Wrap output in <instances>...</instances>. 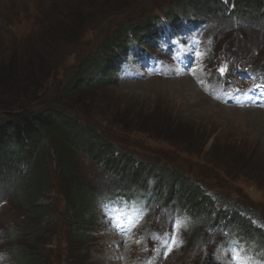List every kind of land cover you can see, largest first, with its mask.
Wrapping results in <instances>:
<instances>
[{
	"label": "rangeland",
	"instance_id": "rangeland-1",
	"mask_svg": "<svg viewBox=\"0 0 264 264\" xmlns=\"http://www.w3.org/2000/svg\"><path fill=\"white\" fill-rule=\"evenodd\" d=\"M188 1L0 0V81L4 82L8 75L15 72L20 79L23 76L19 73L33 71L29 80H23L27 93L19 98V104L37 110L42 107V104L35 101L37 98L51 102L56 97H62L61 85L78 74L81 66L79 59L85 61L89 56L85 54L100 46L114 32L117 24L131 28V24L136 25L147 14L149 17L146 16L136 26L135 32H138L155 16H164L166 20L169 14V18L177 19V14L183 10L179 3L188 5ZM221 10L226 13H220L219 20L231 19L230 12H227L231 11L230 2L226 7L221 6ZM262 12L264 13V9ZM213 15V11H205L202 15L198 13L199 17L204 16L206 22L216 18ZM198 16L188 18L184 15V19L180 18L181 24L186 26L185 22L197 20ZM237 17L240 18V15ZM218 31L219 27L211 22L199 31L189 26L176 37L163 34L145 61L139 62L137 56L129 55L126 60L130 63L123 67L112 82L102 90H94L91 94L78 97L75 107L94 120L90 124L97 131L134 145L142 146L137 140H143L148 149L147 155L156 153L164 159L173 160L175 166L183 167L187 173L198 175L208 168L209 160L225 165L217 168L211 166L212 181L229 188L230 191L225 196L234 204L250 208L251 213L256 210L264 214V110L253 109L244 104L240 91L230 94L227 101L223 102V77L212 67L227 65V76H230L232 68L243 62L230 63L227 51L231 58L236 50L235 45L241 47L245 54L249 49L245 47L246 40H240L230 31H222L216 52H213L205 44ZM242 31L244 35L246 33L247 40L257 39L258 46H254L253 58L248 61L263 65L264 68V34L252 27L242 28ZM183 47L191 54L203 49L199 61L205 63L212 57L209 66L183 71L177 61L180 55L178 51ZM8 66L11 72L6 75ZM187 74L191 76L188 77ZM3 78L5 79L2 80ZM231 81L235 84L227 86L228 88L239 87L237 80ZM35 88L38 90L34 97L36 99L33 100L30 95L32 92H28ZM15 99L16 95L10 89L6 91L0 87V102ZM239 101L241 104L235 106ZM120 104L126 105L120 117L128 115L130 123H121L122 119L115 109L118 105L123 109ZM18 109L21 108L14 107V110ZM1 114L5 112L0 109V118ZM136 117L138 123H134ZM121 150L132 152L131 145H125ZM80 162L81 171L79 170L78 175L82 176L81 182L90 193L88 203L91 205L98 197V189L104 181L101 169H95L96 164H101L84 154H81ZM49 163L54 177L50 195H55L60 192L62 177L58 172L54 148L50 150ZM27 168L28 166L24 172ZM111 177L115 176L110 174ZM251 177L261 180L260 185L252 183ZM8 186L14 188V184ZM119 190L117 187L116 191ZM67 198V195H63L43 199L56 209V221L52 223L55 241L43 251L44 259H47V251L51 248L58 252L59 258L64 253V262L56 261V264H119L117 259L121 255L115 257L116 252L110 248L109 241L98 234L102 220L96 206L97 229L87 246L82 245L80 255V248L74 242L70 241L67 246V240L63 236L64 225L59 222L60 214L73 211L72 201ZM211 198L216 203V198ZM151 200L154 203L146 200L125 201L120 197L111 208L113 212L129 211L145 220L130 237L131 249L142 247L153 235L152 228L155 226L166 227L173 232L175 249L169 257H164L159 252L156 255L159 264H248L243 259L245 255L233 246L229 251L215 252L218 238L212 236V231L203 222L188 228V213L175 208H182L183 205L174 201H169L166 205L163 198L156 196L151 197ZM20 209L23 210L22 206H17L12 189L0 188V259L9 248V245L4 244L5 237L2 233L8 226H17L20 221L25 222L28 218L24 210L23 214L18 211ZM101 210L103 213L104 208ZM191 214L195 218H204L202 214ZM180 215L184 217L181 218ZM150 217L156 218L155 223ZM221 226L234 245L241 243L244 247L248 246L251 238L247 235L253 233L250 228L245 225L238 227L235 221ZM254 249L255 247L252 248ZM124 255L128 260L126 263H129L132 255ZM52 258L54 256H51V260ZM253 261L257 264L256 260ZM49 264L52 262L49 261Z\"/></svg>",
	"mask_w": 264,
	"mask_h": 264
},
{
	"label": "trees",
	"instance_id": "trees-1",
	"mask_svg": "<svg viewBox=\"0 0 264 264\" xmlns=\"http://www.w3.org/2000/svg\"><path fill=\"white\" fill-rule=\"evenodd\" d=\"M229 2L234 7L227 11L232 17L226 22L239 15L247 17L246 19L264 18V0H189L188 5L181 2L179 5L183 6L182 13L198 16V13L202 15L205 11H213L215 16H220V13H226L221 10V6L226 7ZM146 16L147 14L136 25L131 24V28L117 24L114 32L100 46L85 54L89 55L85 61L79 59L81 66L78 74L61 85L62 97H56L49 102L44 98H34L38 89L30 90L28 93L32 92L30 95L33 100L36 99L35 101L42 104L37 110L19 104V98L27 93L23 80H29L33 71L19 73L23 76L19 79L17 72L8 75L11 68L7 67L5 74L8 77L4 82L0 81V87L6 91L10 89L16 99L0 102V106H3L0 109L6 114L5 117V114H1L0 118V187L6 188L14 184V188H11L13 194H17L19 206H22L25 216H28L25 221L27 225L21 222L17 228H7L9 237L14 239L12 254L16 263L49 264L51 261L54 264L51 256L56 254V250L49 248L47 259L42 256L54 232L53 208L51 203L43 201L44 198L53 197L50 195L54 185L53 171L49 163L51 148L56 151L63 195H67V199L72 201L71 207L74 206L69 217V238L80 248L79 255L82 245L91 237L95 220L88 203L90 193L81 182L82 176L78 175L81 154L94 158L105 169L115 172L114 181L122 182L120 187L125 192L149 189L156 197L163 198L166 204L168 201L177 202L191 213L202 214L213 224L235 221L238 227L245 225L250 228L253 233L247 237L261 246L264 245V229L253 226L242 212L250 213V209L236 207L231 214V208L221 210L218 203H213L211 196H205L201 187H204L208 178L194 179L183 167L175 166L173 160H166L155 153L152 156L147 155L148 149L143 140L136 139L142 146L134 145L97 131L90 124L93 119L75 107L78 97L91 94L94 90H102L113 81L121 60L127 58L131 48L136 47L138 51H142L159 40L161 33L154 26V17L146 23L148 27L145 34L135 33L136 26ZM177 16L180 17L179 14ZM169 21L173 22L171 18ZM120 105L123 109L119 105L115 107L119 117L126 109V105ZM14 107L21 109L14 110ZM120 118L121 123H130L128 115ZM138 122L136 117L134 123ZM125 145H131L132 152L121 150ZM209 163V166L216 168L225 166L211 160ZM26 166L28 168L24 172ZM251 182L259 186L261 180L251 177ZM72 260L75 262L74 258Z\"/></svg>",
	"mask_w": 264,
	"mask_h": 264
},
{
	"label": "bare ground",
	"instance_id": "bare-ground-1",
	"mask_svg": "<svg viewBox=\"0 0 264 264\" xmlns=\"http://www.w3.org/2000/svg\"><path fill=\"white\" fill-rule=\"evenodd\" d=\"M234 6L231 7V9L233 8ZM213 17H216V18H213L211 21H204V16H201L199 17L200 18V21L199 22H196L193 24V27H199L200 29L207 25L208 23H218V22H226V20H228L227 18H222V20H219L220 16H215L213 15ZM235 21V18L231 21V22H234ZM253 28L254 30H261L259 33H263L264 34V18H261V19H251V18H248L246 19L244 25H241L239 26V30L244 33L242 31V28L243 29H247V28ZM246 35V33H245ZM254 41H257V39L255 38ZM129 55H131V53L129 52ZM128 55V56H129ZM127 56V57H128ZM126 60V59H125ZM124 60V61H125ZM188 77H190V75H187ZM245 104V103H244ZM257 110H259L257 108ZM95 169L98 171L99 169H101V166L96 164L95 165ZM9 188H13L12 186H9ZM16 188V187H15ZM176 210H181L182 212H187V217H188V220L189 219H193L195 218L194 215L191 214V212H189V210L183 208H179L177 206H175ZM175 213H178V212H175ZM174 213V215H175ZM180 214V213H179ZM173 215V216H174ZM172 216V217H173ZM186 216V215H185ZM171 217V218H172ZM180 217H184V216H181ZM198 217V216H197ZM150 220H153V222L155 223V220L156 218H153V217H150ZM145 220H139L137 221L135 224H132V225H129L128 229H129V232H130V236L138 229V227L144 222ZM198 223H202V222H189L188 224V228H191L192 226H195L196 224ZM205 227L207 229H210L209 227H207L205 225ZM152 231H153V235H151L144 243H143V246H150L153 251H154V255L156 257V255L161 252L163 254L164 257H169L171 254H172V251L175 249V241H174V235H173V232L171 231L170 228H166V227H160V228H157L156 226L154 228H152ZM247 247V245H246ZM156 262L157 264H159L158 260H157V257H156Z\"/></svg>",
	"mask_w": 264,
	"mask_h": 264
},
{
	"label": "clouds",
	"instance_id": "clouds-1",
	"mask_svg": "<svg viewBox=\"0 0 264 264\" xmlns=\"http://www.w3.org/2000/svg\"><path fill=\"white\" fill-rule=\"evenodd\" d=\"M146 27V25H143L142 27H141V29L138 31V32H135L136 34H138L139 32H141L144 28ZM137 30V29H136ZM102 165V164H101ZM63 193V192H62ZM54 196H56V194L55 195H53V197ZM17 202V206L18 205H20V203H19V200L18 201H16ZM51 207L53 208V214H54V209H55V207L54 206H52L51 205ZM20 213H22V211L23 210H18ZM23 214V213H22ZM71 215V214H70ZM59 219H64V220H66L67 221V223H69L70 224V220H69V218H68V216H67V214H66V212L65 213H63V214H60L59 215ZM23 224L24 225H27L28 223L27 222H23ZM54 233V232H53ZM53 235V234H52Z\"/></svg>",
	"mask_w": 264,
	"mask_h": 264
},
{
	"label": "snow or ice",
	"instance_id": "snow-or-ice-1",
	"mask_svg": "<svg viewBox=\"0 0 264 264\" xmlns=\"http://www.w3.org/2000/svg\"><path fill=\"white\" fill-rule=\"evenodd\" d=\"M219 71L221 72V74H223L224 72H226V71H227V65H223V66L219 69ZM257 87H259V85H257Z\"/></svg>",
	"mask_w": 264,
	"mask_h": 264
}]
</instances>
